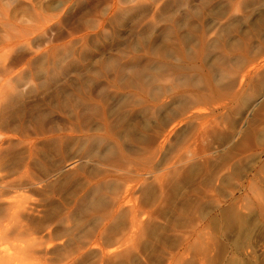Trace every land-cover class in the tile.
<instances>
[{"label": "rangeland", "instance_id": "obj_1", "mask_svg": "<svg viewBox=\"0 0 264 264\" xmlns=\"http://www.w3.org/2000/svg\"><path fill=\"white\" fill-rule=\"evenodd\" d=\"M0 264H264V0H0Z\"/></svg>", "mask_w": 264, "mask_h": 264}, {"label": "bare ground", "instance_id": "obj_2", "mask_svg": "<svg viewBox=\"0 0 264 264\" xmlns=\"http://www.w3.org/2000/svg\"><path fill=\"white\" fill-rule=\"evenodd\" d=\"M34 6H35V5H34ZM34 6H33V8H35ZM35 9H36V8H35ZM27 10H28V9H27ZM14 11H15V10H14ZM17 11H18V10H17ZM17 11H15V13H16ZM19 11H20V10H19ZM33 12H34V11H33ZM21 13H23V11H22ZM21 13H20V14H21ZM24 13H25V11H24ZM17 14H18V15L14 14V16L18 18V16H20V15H19L18 12H17ZM21 15H22V14H21ZM25 15H26V14H25ZM10 16H11V15H9V14L7 15V14H6V18H7L8 21L10 20ZM11 17H12V16H11ZM12 18H14V17H12ZM17 18H16V19H17ZM14 19H15V18H14ZM1 35H2V34H1ZM114 190H115V189H114ZM124 200H125V199H124ZM120 201H121V200H120ZM116 202H117V201H116ZM9 204H10V206H9L10 209L15 208V204H14L13 202H11V203H9ZM11 211H12V210H11ZM11 211H10V212H11ZM13 213L15 214V211H13L12 213H10V215H11V214L14 215ZM95 219H96V218H95ZM133 221H134V220H133ZM5 227H6V226H5ZM62 233H63V232H62ZM75 236H76V235H75ZM183 237H184V236H183ZM74 239H75V238H74ZM64 244H65V243H64ZM109 252H110V251H109ZM111 253H112V252H111Z\"/></svg>", "mask_w": 264, "mask_h": 264}]
</instances>
